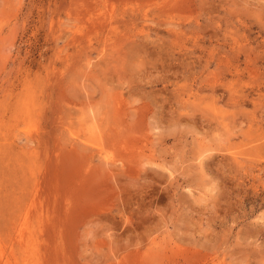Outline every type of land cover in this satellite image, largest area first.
Instances as JSON below:
<instances>
[{
	"label": "rangeland",
	"instance_id": "obj_1",
	"mask_svg": "<svg viewBox=\"0 0 264 264\" xmlns=\"http://www.w3.org/2000/svg\"><path fill=\"white\" fill-rule=\"evenodd\" d=\"M0 264H264V0H0Z\"/></svg>",
	"mask_w": 264,
	"mask_h": 264
}]
</instances>
